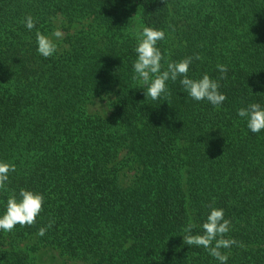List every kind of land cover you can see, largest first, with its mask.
<instances>
[{"label":"trees","instance_id":"16d2710c","mask_svg":"<svg viewBox=\"0 0 264 264\" xmlns=\"http://www.w3.org/2000/svg\"><path fill=\"white\" fill-rule=\"evenodd\" d=\"M141 25L164 30V68L198 54L188 75L218 79L226 65L224 103L193 101L179 79L145 98L131 79ZM37 31L53 56L37 53ZM253 102L264 106V0H0V160L16 167L0 213L20 189L44 196L34 224L0 231V264H44L33 254L46 247L79 264H217L183 241L210 206L236 241L227 264H264V131L236 115Z\"/></svg>","mask_w":264,"mask_h":264},{"label":"clouds","instance_id":"9594fccd","mask_svg":"<svg viewBox=\"0 0 264 264\" xmlns=\"http://www.w3.org/2000/svg\"><path fill=\"white\" fill-rule=\"evenodd\" d=\"M24 26L28 31L35 28L36 21L31 15L25 16ZM131 35L136 41L131 79L139 88L144 89L145 98L155 101L167 96L168 82H176L179 79L184 93L193 101H207L213 108H219L227 99L220 91L219 83L229 71L226 65L215 66L220 73L218 79L211 78L207 73L199 78H191L188 75L189 69L193 59H201L198 54L195 57H185L178 62H168L164 68L162 64L164 55L157 46L159 41L165 39L164 30L141 25L139 28H133ZM62 36L59 29L53 30L51 34L56 40ZM51 37L36 32V51L44 58L53 56L57 51V44ZM236 115L244 121L251 133L258 134L264 131V106L260 103H248L238 108ZM15 171V164L0 160V191L7 190L9 174ZM43 203L44 196L41 193L27 189H20L18 193L13 192L7 198L3 212L0 213V231L11 232L18 224L31 226L41 212ZM229 223L222 208L210 206L206 219L200 225L201 234H192L196 225L190 222L184 228L183 241L188 246L203 247L217 264H227L228 255L222 253L221 249H230L236 244L234 239L225 238L230 232ZM48 227H51V222L48 226L39 228L37 235L44 236Z\"/></svg>","mask_w":264,"mask_h":264},{"label":"rangeland","instance_id":"374dc122","mask_svg":"<svg viewBox=\"0 0 264 264\" xmlns=\"http://www.w3.org/2000/svg\"><path fill=\"white\" fill-rule=\"evenodd\" d=\"M59 50H61V46L58 47ZM91 110L99 113H106L107 107L104 103L96 102L95 104L91 105ZM26 244V243H24ZM33 256L36 258V261L38 263H44V264H79V261L69 259L67 257L61 256L59 254V251L51 248L46 247L38 252L34 253Z\"/></svg>","mask_w":264,"mask_h":264}]
</instances>
